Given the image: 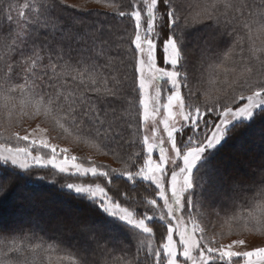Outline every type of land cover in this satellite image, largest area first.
Wrapping results in <instances>:
<instances>
[{
	"label": "snow or ice",
	"instance_id": "1",
	"mask_svg": "<svg viewBox=\"0 0 264 264\" xmlns=\"http://www.w3.org/2000/svg\"><path fill=\"white\" fill-rule=\"evenodd\" d=\"M94 2L0 0V196L58 184L100 218L0 221V264H264L207 219L264 229V163L251 202L213 163L264 120V0ZM200 31L224 43L192 60Z\"/></svg>",
	"mask_w": 264,
	"mask_h": 264
},
{
	"label": "trees",
	"instance_id": "2",
	"mask_svg": "<svg viewBox=\"0 0 264 264\" xmlns=\"http://www.w3.org/2000/svg\"><path fill=\"white\" fill-rule=\"evenodd\" d=\"M13 3L20 4L25 2V0H12ZM94 2V0H93ZM98 6V5H97ZM85 9V8H84ZM89 11H104L103 8L94 7V8H86L84 13L86 14ZM202 43L205 41L208 42L209 45L220 46L223 45L224 41H216L212 38V35L208 32H205L202 37ZM210 38V40H209ZM191 52V48L188 47ZM194 51H192L193 53ZM198 53V52H197ZM194 54V53H193ZM192 56V55H191ZM193 60V57H191ZM195 60V58H194ZM238 141V142H237ZM255 141L252 143V148L249 149L255 150L257 153L256 155H251V158L258 161L263 159L264 157V120L257 121L253 126L250 128H242L240 129L231 140L224 146L222 151L217 155L214 160V164L220 168L221 172L223 171L222 165L217 164V160L221 157H226L227 160L233 158V154L231 155L229 149L231 150L232 147H237L239 144L240 146H245L246 144ZM239 143V144H237ZM247 164H250L247 163ZM254 173L248 171H241L242 173L235 174L232 169L229 168L225 172V176L228 180L229 178H234V180H239L244 188L236 193L238 197L241 199H247L250 201V197L255 193L249 191L250 187H255L256 182L258 181L259 177L257 174V167L253 168ZM252 179L251 182L248 181ZM25 192L34 193L33 195H24ZM20 199V200H18ZM49 202L51 204H60L61 208L58 212H53L51 216H43L41 213V209L45 211H51L49 208L45 206V203ZM222 203L220 202V206L218 204H214L213 208H220ZM72 211L76 212V217L81 222H85V220L90 221H98L100 218L91 210V208L80 201L75 200L72 196L66 194L65 192L61 191L59 185H51V184H44L36 191H28L24 188L17 189L11 195H8L6 198L0 196V221H3L5 226H14L21 222L28 223V222H37L40 227H43L46 231L50 234L54 233L59 224L67 221L70 222L69 218L65 215V212ZM65 211V212H63ZM37 262L41 259L46 260V256L43 254H38Z\"/></svg>",
	"mask_w": 264,
	"mask_h": 264
},
{
	"label": "rangeland",
	"instance_id": "3",
	"mask_svg": "<svg viewBox=\"0 0 264 264\" xmlns=\"http://www.w3.org/2000/svg\"><path fill=\"white\" fill-rule=\"evenodd\" d=\"M70 3L73 4H78V5H82L83 8H94V7H98L97 4L95 2H93V0H69ZM205 33V31H200V32H193L189 35L188 37V43H187V47L191 48V52H190V57L196 58V56L199 54V49L200 46L203 45L202 43V37L203 34ZM210 40V38H209ZM215 45V44H214ZM213 43L211 46H213ZM190 50V49H189ZM192 51H194L192 53ZM198 52V53H197ZM192 55V56H191ZM25 126L27 127V124H25ZM238 142V141H237ZM255 141H252L248 144H246L245 146H240L239 144L237 147H232L231 150L229 149L230 154L234 155L233 158H230L227 160L226 157H221L217 160V164L222 165L223 167V175L225 176V172L228 173L227 171L230 169L233 170V172L235 174L237 173H242L243 171H250L251 173H254V167L259 168V166L261 165V163H264V157L263 159H260L258 161L254 160L253 158H251V155H256V151L255 150H251L249 151V149L252 148V143ZM61 146H69L72 147L70 144H68V142L61 140L59 141ZM74 154L80 156V157H84L88 155V150L86 148H77L74 149ZM250 164H247L249 163ZM242 171V172H241ZM228 180V179H227ZM234 180V178H229L228 181H232ZM252 179L250 178V180L248 181L251 182ZM245 189V188H244ZM21 190V188H20ZM34 193L31 192H25L24 195H33ZM20 200V199H18ZM220 202L222 203V201L220 200L219 197H217L216 199H214L212 201L211 206L209 207L208 211H207V219L208 222L210 223V226H216V232H217V239H220L221 243L224 244H228L231 243L232 241L235 240H244L245 244L238 247L236 250L239 251H246V250H254V248L256 247H264V229H249V230H242L239 231L238 234H229V227L227 225L220 227L219 226V222L217 220L216 217V213L219 212L221 210L220 208H213L214 204H218V206H220ZM45 206L47 208H49V210L51 209V211H45L44 209L40 208L41 213L43 214V216H51V214L53 212H58V210H60L61 206L60 204L56 203V204H51L49 202L45 203ZM65 212V211H63ZM65 215L69 218L70 222L72 221H76L78 220V217H76V212H72L69 211L65 212ZM90 221V220H85V222ZM223 232L224 236L221 239L219 233Z\"/></svg>",
	"mask_w": 264,
	"mask_h": 264
}]
</instances>
